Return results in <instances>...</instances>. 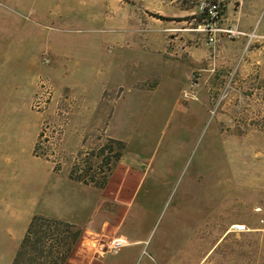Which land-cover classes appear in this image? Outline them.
I'll return each instance as SVG.
<instances>
[{
    "label": "rangeland",
    "instance_id": "1",
    "mask_svg": "<svg viewBox=\"0 0 264 264\" xmlns=\"http://www.w3.org/2000/svg\"><path fill=\"white\" fill-rule=\"evenodd\" d=\"M198 1L175 2L194 8L196 20L190 25L194 29L201 22ZM0 13L16 19V28L9 25L6 32L16 43L26 45L25 53L34 63L31 78L40 75L50 83L48 102L53 97L100 90L114 99L110 130L125 138L129 152L147 166L143 189L152 192L144 212L137 211L136 203L124 217L122 234L144 240L132 264H264V92L251 96L253 90L248 91L243 101L230 93L221 98L218 89L223 90L227 81L209 79L203 83L210 87L209 100L196 74L194 88L192 79L180 90L163 77L158 87L149 88L157 77L150 72L157 69L159 58L166 63L170 59L160 56L157 49L153 53V45L148 52L150 41L143 39L162 35L165 26L185 24L168 16L158 18L159 22L132 3L0 0ZM113 35L123 36L122 46L112 41ZM44 58L49 62H43ZM31 102L16 99L14 115L31 127L41 124L40 132L46 136L38 142L44 154L57 143L56 139L46 142L49 123L55 120L44 115L48 102L40 110ZM111 107L106 106V111ZM5 112L0 123L10 115L14 118L8 107ZM219 118L226 123L225 146ZM27 134L32 136V130ZM28 135L22 138L23 147L30 140ZM10 175L11 168L1 182L6 188L12 186ZM122 179L114 173L108 187L116 188ZM124 181L125 187H132L133 173ZM128 191L121 196L128 197ZM0 220L6 223L4 217ZM232 223H245L249 230L230 232ZM6 228L0 225L2 238ZM82 241L71 244L67 264H80L90 255L93 245ZM25 248L21 241L12 264L22 258ZM9 249L10 243L0 240V264H6ZM207 251V256L199 257ZM110 257L118 261L131 258L117 250Z\"/></svg>",
    "mask_w": 264,
    "mask_h": 264
},
{
    "label": "crops",
    "instance_id": "2",
    "mask_svg": "<svg viewBox=\"0 0 264 264\" xmlns=\"http://www.w3.org/2000/svg\"><path fill=\"white\" fill-rule=\"evenodd\" d=\"M117 1L132 3L159 22L161 20L150 12L174 20L180 18L185 24L165 26L161 30L162 35L143 39L150 41L148 47L145 45L148 52L153 45V53L157 49L160 56L170 59L166 63L159 58L157 69L150 72L153 75L157 73V77L150 82L152 86L149 88L158 87L162 77L171 82L170 86L172 82L176 83L180 90L192 79L190 85L194 88L193 74H196V81H202L209 100L210 87L203 85L209 79H232L234 86L229 95L239 101L248 98V91L253 90L251 96L256 91L264 92V47L259 37L264 34V19L258 23L263 14L264 0H241L240 6L236 0H228L221 27H235L241 34L230 36L220 32L215 45H208L205 35L190 27L196 20L194 8L179 7L175 3L177 0ZM262 16L264 18V14ZM9 25L16 28V19L0 13V115L6 113L8 107L14 116L10 115L0 123V219L4 217L6 220L5 224L0 220V225L7 227L4 238L0 236V240L10 243L6 264H12L13 254L34 215L68 223L75 242L83 240V244L93 245L88 258L80 264H132L144 240L139 236L122 234L124 217L136 203L139 204L137 211L144 212L150 205L152 192L151 189H143L147 166L140 162L137 154L129 152L125 138L110 130L114 99L106 90L53 97L44 115L55 120L49 123L47 141L56 139L57 143L55 149L36 154L34 149L40 139L41 124L31 127L20 123L14 112L17 111L16 99L33 101L42 76L31 78L34 63L25 53L26 45L16 43L6 32ZM253 31L257 36L250 37ZM111 39L122 46V35H113ZM156 42L158 45L155 47ZM218 90L222 92L220 88ZM3 106L6 107L4 111ZM106 106L111 108L106 111ZM225 125V120L219 118L218 127L223 129L224 146ZM29 129L33 134H27L30 140L26 139L23 147L22 138L27 137ZM9 168L12 186L6 188L1 182ZM114 173L123 177L121 184L116 188L108 187V180ZM130 173L135 177V184L129 188L124 186V178ZM126 189H129V196L122 197L121 193ZM69 199L74 203H67ZM116 237L126 241L117 251L130 256V259H110L116 250L97 253L100 239ZM85 238L87 242H84ZM208 254L209 251L199 257Z\"/></svg>",
    "mask_w": 264,
    "mask_h": 264
},
{
    "label": "built area",
    "instance_id": "3",
    "mask_svg": "<svg viewBox=\"0 0 264 264\" xmlns=\"http://www.w3.org/2000/svg\"><path fill=\"white\" fill-rule=\"evenodd\" d=\"M228 0H199L197 4V12L201 16V22L195 28V30H198L199 32H202L205 37H206V42L208 45H215L218 41L217 35L220 32H226L230 36H235L238 34H241L240 31H237L235 27H228V28H223L221 27V21L223 19L224 15V9L226 6ZM238 2V6L241 4V0H236ZM264 14V9L263 12ZM257 36L255 32L253 31L250 34V37H255ZM262 41V45L264 47V34L259 36ZM43 62L48 63L49 60L47 58L43 59ZM196 79V76L193 75V80ZM231 83L232 79L228 80L225 86L223 87V90L221 92V98L226 97L230 90H231ZM51 85L50 83L45 80L41 79L39 81V91L36 93L32 106L37 109H44L45 106L47 105L48 100L50 99L51 96ZM46 136L43 133L40 135V139L42 137ZM48 139V138H47ZM46 139V142H48ZM42 142H38L37 146V154H43L41 151ZM43 146V145H42ZM249 228L245 223H232L228 229L230 232L234 233H243L248 231ZM126 244L125 239L121 237H116V238H103L100 239L98 243V251L97 253H103L106 251H114L118 250L121 247H123Z\"/></svg>",
    "mask_w": 264,
    "mask_h": 264
},
{
    "label": "trees",
    "instance_id": "4",
    "mask_svg": "<svg viewBox=\"0 0 264 264\" xmlns=\"http://www.w3.org/2000/svg\"><path fill=\"white\" fill-rule=\"evenodd\" d=\"M154 16L160 19L164 18L160 15ZM37 149L36 144L34 149L36 154ZM60 225L62 228H60ZM69 228L68 223L34 215L22 240L26 251L23 252L22 258L16 259L13 264H64L68 259L70 246L75 242ZM39 246H42V248L44 246L47 250L43 251Z\"/></svg>",
    "mask_w": 264,
    "mask_h": 264
}]
</instances>
